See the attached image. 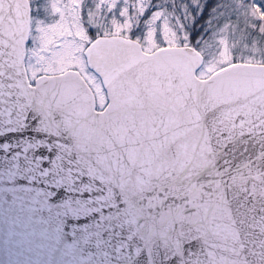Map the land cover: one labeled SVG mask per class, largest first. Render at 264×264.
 Instances as JSON below:
<instances>
[{
	"label": "snow or ice",
	"instance_id": "6c2138e0",
	"mask_svg": "<svg viewBox=\"0 0 264 264\" xmlns=\"http://www.w3.org/2000/svg\"><path fill=\"white\" fill-rule=\"evenodd\" d=\"M22 3L0 264H264V0Z\"/></svg>",
	"mask_w": 264,
	"mask_h": 264
},
{
	"label": "water",
	"instance_id": "95a60500",
	"mask_svg": "<svg viewBox=\"0 0 264 264\" xmlns=\"http://www.w3.org/2000/svg\"><path fill=\"white\" fill-rule=\"evenodd\" d=\"M22 12V0H3L2 4H0V18L4 19L5 26H7L8 22L15 21Z\"/></svg>",
	"mask_w": 264,
	"mask_h": 264
}]
</instances>
